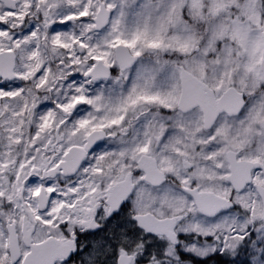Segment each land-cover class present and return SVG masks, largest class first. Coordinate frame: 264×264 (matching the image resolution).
Returning <instances> with one entry per match:
<instances>
[{"label":"snow or ice","instance_id":"obj_1","mask_svg":"<svg viewBox=\"0 0 264 264\" xmlns=\"http://www.w3.org/2000/svg\"><path fill=\"white\" fill-rule=\"evenodd\" d=\"M0 264H264V0H0Z\"/></svg>","mask_w":264,"mask_h":264}]
</instances>
